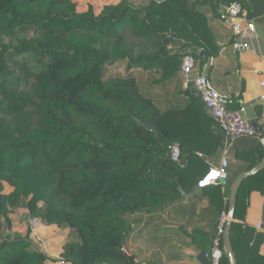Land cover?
I'll list each match as a JSON object with an SVG mask.
<instances>
[{"label": "trees", "instance_id": "obj_1", "mask_svg": "<svg viewBox=\"0 0 264 264\" xmlns=\"http://www.w3.org/2000/svg\"><path fill=\"white\" fill-rule=\"evenodd\" d=\"M233 3L250 8L247 0H122L97 15L92 7L79 12L73 0H0V228L23 211L69 231L61 254L68 264H136L123 251L135 223L130 217L157 215L199 188L209 168L198 154L212 159L224 140L191 84L180 92L186 105L166 111L155 90L182 75L184 55L202 73L220 56L198 7ZM139 71L150 81L142 84ZM174 146L180 164L170 157ZM238 158L250 171L264 148ZM210 186L202 190L211 188L220 213H229L220 185ZM263 191L264 169L239 189L230 231L236 256L251 195ZM217 226L190 235L205 255ZM30 236H1L0 264L56 262ZM223 251L220 264H231ZM250 264H264V256Z\"/></svg>", "mask_w": 264, "mask_h": 264}, {"label": "crops", "instance_id": "obj_2", "mask_svg": "<svg viewBox=\"0 0 264 264\" xmlns=\"http://www.w3.org/2000/svg\"><path fill=\"white\" fill-rule=\"evenodd\" d=\"M247 2L250 8L245 10L244 18L239 22L245 32L246 24L253 22L256 31L252 34L244 32L239 38L235 35L233 22L223 21L219 10L210 5L198 7L209 19L220 48V56L210 59L204 65L203 73L209 77L214 88L231 101L232 109H243L244 118L261 128L260 137L257 132L255 138L242 137L226 147L229 180L218 184L224 195L223 202H230L235 180L240 174L248 172L249 163L240 160L238 154L249 152L258 146L264 148V0ZM100 13L101 11H96L97 15ZM238 40L247 45V50L238 52L235 49L234 43ZM138 73L147 81L152 77L149 72ZM181 90H185V78L182 75L170 87L155 90L156 104L162 111L172 107H184L187 102L180 95ZM204 111L207 113L205 109ZM224 151L222 144L220 151L212 159H199L208 168L218 166ZM221 206L220 196L212 193L211 188H197L183 193L177 204L167 207L157 215L141 213L131 216L130 220L135 223L124 243L125 253L133 256L136 264H205L206 260L199 259L200 254L204 253L196 249L190 235L196 229L212 232L218 224ZM244 225L247 236L235 256L237 261L250 264L255 257L264 256V191L251 195ZM42 229L61 231L56 225H47ZM63 248L64 244L56 255L49 251L47 255L56 262L47 264H61L59 256Z\"/></svg>", "mask_w": 264, "mask_h": 264}, {"label": "built area", "instance_id": "obj_3", "mask_svg": "<svg viewBox=\"0 0 264 264\" xmlns=\"http://www.w3.org/2000/svg\"><path fill=\"white\" fill-rule=\"evenodd\" d=\"M220 17L223 21L230 20L232 27L235 31L236 37H242L245 33H254L256 31V26L253 22H248L246 24L245 32L241 23L239 22L244 18V11L240 4L233 3L231 5L223 6L219 10ZM245 32V33H244ZM234 47L238 52H244L247 50V45L241 40L234 43ZM195 72H200L201 75L194 80L189 82L188 78ZM181 74L185 78V89L191 84L196 96L202 102L204 109L209 113L217 122V127L223 134V157L218 166H209L207 174L198 183L200 189L205 188L210 185H218L229 180V160L227 157L226 147L232 144L239 138L251 137L255 138L257 136V129L243 116V109L234 110L231 108L230 100L220 94L207 75L199 70L198 61L190 54H186L182 59ZM264 86V82L262 83ZM170 157L172 161L176 164L181 162V152L178 146H174L170 151ZM198 157L201 159H206V156L199 153ZM235 220L233 219L232 222ZM231 222L229 213L222 212L219 217V223L217 226V237L214 241V247L209 254H206L207 264H220L221 259L224 255L223 248L219 246V240L223 237L226 225ZM46 226L42 218H35L31 222L32 230L35 234L37 231ZM261 227V224L260 226ZM61 264H67L63 260L60 261Z\"/></svg>", "mask_w": 264, "mask_h": 264}, {"label": "rangeland", "instance_id": "obj_4", "mask_svg": "<svg viewBox=\"0 0 264 264\" xmlns=\"http://www.w3.org/2000/svg\"><path fill=\"white\" fill-rule=\"evenodd\" d=\"M77 6H78V11L79 12H87L88 9L87 7H92L96 13V11H102V9L106 6V5H116L119 4L122 0H73ZM149 0H131V2L134 5H143L146 4ZM99 8V9H97ZM102 8V9H101ZM87 11H83L86 10ZM125 67L126 64H124L123 67L120 68V72H125ZM138 76V79L141 81V83L144 84L147 83V80L145 77H141V74L137 72L136 74ZM152 78V77H151ZM150 78V79H151ZM149 79V81H150ZM146 85L143 86V88L145 89ZM39 208H45V204L44 203H40L39 204ZM10 227H8L7 225H5L6 221H3L2 227L0 228V239L1 236H8L10 235L11 237L20 235V236H27L28 234L31 233V240L33 241V245L34 248H37L43 252H45L46 254L50 252H54V255L57 254V252L61 248L63 247L64 244V248H65V244L67 243V238L68 235L70 234L69 231L61 229V231L58 230L57 231H44L42 228L46 227H42L37 231V234H35L32 230L31 227V222L32 219L28 217V215H26V213H24L23 211H18L15 210L10 214ZM3 232V233H2ZM3 234V235H2ZM65 242V243H64ZM64 248L61 252V254L64 252ZM123 251L125 252V250L123 249ZM59 260L62 261V257L61 255L59 256Z\"/></svg>", "mask_w": 264, "mask_h": 264}, {"label": "water", "instance_id": "obj_5", "mask_svg": "<svg viewBox=\"0 0 264 264\" xmlns=\"http://www.w3.org/2000/svg\"><path fill=\"white\" fill-rule=\"evenodd\" d=\"M201 75L200 72H195L193 73L189 78V82H193L194 80H196L199 76ZM142 125V124H141ZM258 132L259 137L261 136V128L258 126H255ZM264 169V159L257 165L255 166L252 170L248 171V172H244L242 174H240L237 179L234 182L233 188H232V193H231V198H230V202H229V217L231 219V222H229L226 225L225 228V232L223 237L219 240V246H223V248L225 249L231 264H238L237 263V259L235 256V253L232 249L231 246V242H230V231H231V226H232V220L234 219V211H235V206H236V199H237V195L239 192V189L242 185V183L244 182L245 179H247L248 177L254 176L256 174H258L260 171H262ZM200 260H206V255L205 254H200L199 257Z\"/></svg>", "mask_w": 264, "mask_h": 264}]
</instances>
